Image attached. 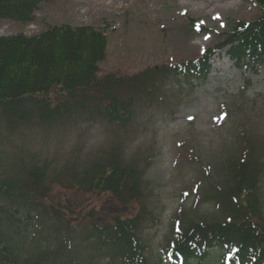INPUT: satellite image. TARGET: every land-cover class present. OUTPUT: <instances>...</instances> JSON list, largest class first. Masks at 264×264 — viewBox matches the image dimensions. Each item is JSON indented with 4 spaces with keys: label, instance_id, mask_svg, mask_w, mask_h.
Listing matches in <instances>:
<instances>
[{
    "label": "rangeland",
    "instance_id": "374dc122",
    "mask_svg": "<svg viewBox=\"0 0 264 264\" xmlns=\"http://www.w3.org/2000/svg\"><path fill=\"white\" fill-rule=\"evenodd\" d=\"M259 12L251 0H48L39 4L30 23L1 19L0 37L31 36L55 25L103 31L107 51L99 64L101 75H131L196 60L205 50L217 52L211 57L204 83L168 85L161 105L141 112L124 134L101 123L11 132L0 117V182L10 183L21 178L24 170L45 165L44 184L59 181L51 186L48 199L68 205L75 212L71 220L76 223L81 214L98 210L105 201L67 188L66 171L81 170L97 154L122 141L124 158L144 165L143 191L150 213L142 237L155 264L176 221L221 216L210 193L214 184L227 179L228 160L237 157L246 136L257 143L264 158V64L253 72L239 70L225 48H220L235 23L253 21ZM217 16L219 19L214 18ZM259 198L264 207V173ZM48 199L22 203L0 194V208H5V214L25 234L51 224L65 228V219L50 210ZM0 232L3 239L13 238L12 243L30 259L77 258L67 253L63 239L56 240L47 229L26 239L0 222ZM23 256L25 259L27 254ZM109 262L99 257L91 264ZM203 264H219L216 252Z\"/></svg>",
    "mask_w": 264,
    "mask_h": 264
},
{
    "label": "trees",
    "instance_id": "16d2710c",
    "mask_svg": "<svg viewBox=\"0 0 264 264\" xmlns=\"http://www.w3.org/2000/svg\"><path fill=\"white\" fill-rule=\"evenodd\" d=\"M45 1L0 0V20L30 23ZM251 1L259 7V15L253 21L235 23L220 47L239 70L249 72L264 64V0ZM106 51V34L90 26L55 25L31 36H1L0 117L6 128L11 132L35 127L64 130L101 123L127 133L141 112L161 105L168 85L204 83L216 52L205 50L196 60L131 75H101L99 64ZM256 145L246 136L237 157L228 160L227 179L212 188L209 200L215 202L221 216L176 221L155 264H203L213 252L219 264H264V207L259 198L264 158ZM142 163L125 159L119 141L81 170L68 169L67 188L105 201L98 210L78 213L76 223L71 220L75 212L68 205L48 199L51 186L59 181L44 184L45 165L24 170L21 178L10 183L0 182L4 198L22 203L48 199L50 210L66 221L63 229L51 224L25 234L2 207L3 228L18 231L26 239L47 229L56 240H64L67 253L77 255L30 259L12 243L13 238L0 236V264H91L99 257L110 264H153L142 237L150 213L145 204Z\"/></svg>",
    "mask_w": 264,
    "mask_h": 264
},
{
    "label": "snow or ice",
    "instance_id": "6c2138e0",
    "mask_svg": "<svg viewBox=\"0 0 264 264\" xmlns=\"http://www.w3.org/2000/svg\"><path fill=\"white\" fill-rule=\"evenodd\" d=\"M214 18H216V19H219V16H217V17H214ZM201 23H203V22H201ZM221 26H223V25H221ZM206 39H207V37H205ZM191 119V118H190ZM198 188H199V186H196V188H194L193 189V191L195 192V191H198ZM184 195H188V193H185ZM177 224H179V221H177Z\"/></svg>",
    "mask_w": 264,
    "mask_h": 264
}]
</instances>
